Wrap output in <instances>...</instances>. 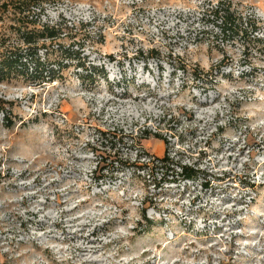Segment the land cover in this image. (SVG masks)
I'll list each match as a JSON object with an SVG mask.
<instances>
[{
	"label": "rangeland",
	"instance_id": "rangeland-1",
	"mask_svg": "<svg viewBox=\"0 0 264 264\" xmlns=\"http://www.w3.org/2000/svg\"><path fill=\"white\" fill-rule=\"evenodd\" d=\"M217 1H44L107 80H0V264H264V0H227L259 20L245 53L208 37ZM102 131L126 163L94 174ZM165 152L197 179L159 181Z\"/></svg>",
	"mask_w": 264,
	"mask_h": 264
},
{
	"label": "trees",
	"instance_id": "trees-1",
	"mask_svg": "<svg viewBox=\"0 0 264 264\" xmlns=\"http://www.w3.org/2000/svg\"><path fill=\"white\" fill-rule=\"evenodd\" d=\"M44 1L1 2L0 22L9 25L0 39V80L21 75L25 81L45 86L64 81L65 72L72 67L75 69V76L90 89L97 86L101 80L106 81L107 73L104 69L91 64L84 54L87 44L84 38H89L87 23L75 25L67 22L65 18L51 22L45 18L47 11ZM204 12L207 24L211 26L208 37L221 52H225L226 46L238 43L245 53L253 50L254 44L258 45L261 41L258 36L260 31L258 18L255 15L243 16L237 13L231 2L217 1L209 4ZM6 118V123L11 125V120ZM98 134L110 146L106 145V149L101 152L92 151V154L99 158L94 174L105 171L106 162L125 166L126 161L119 158L112 147L118 136L108 131ZM140 137L145 139L152 136ZM153 157L161 164V167H155L163 171L159 180L161 182L166 181L169 175L172 178L180 176L183 180H194L199 175V170L193 166L171 161L166 152ZM155 168L143 163L137 167L142 171L149 169L150 173H153ZM151 226L152 222L146 219V229H150Z\"/></svg>",
	"mask_w": 264,
	"mask_h": 264
}]
</instances>
